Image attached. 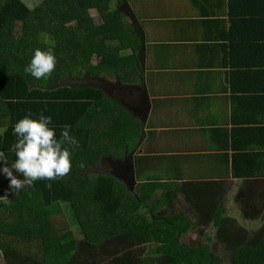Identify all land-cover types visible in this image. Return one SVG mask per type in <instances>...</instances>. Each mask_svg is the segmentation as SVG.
<instances>
[{
    "label": "trees",
    "instance_id": "1",
    "mask_svg": "<svg viewBox=\"0 0 264 264\" xmlns=\"http://www.w3.org/2000/svg\"><path fill=\"white\" fill-rule=\"evenodd\" d=\"M112 1L45 0L28 9L21 0H0V152L5 153L10 167L15 159L11 148L17 140L14 126L29 112L32 119L41 114L51 116L50 126L57 138L63 126L70 125V135L79 144L68 146L72 168L67 176L37 180L18 196L9 188L0 161L1 195L9 201H0V248L5 264H98L92 245L106 242L121 228L147 243L143 257L123 264H220L210 234L196 247L180 241L197 228L190 217L179 213L163 218L157 207L150 206L151 201L159 206L170 199L156 197V183H142L136 194L116 176L94 169L103 155L120 158L130 152L140 134L139 127L123 120V109L100 86L62 83L67 77L83 75L127 83L142 78V45L136 46L141 38L135 30V15L121 9V0L115 8ZM91 10L99 13L101 23L94 22ZM43 34L47 42L41 39ZM37 48L54 52L59 73L53 78L37 80L25 74ZM127 51L132 53L125 55ZM239 162L235 161L233 168L240 176ZM15 175L23 179L21 174ZM188 188L186 200L197 207L202 219L213 221L211 230L217 228L221 233L217 238L229 236L233 225L223 216L224 209L214 195L219 188ZM55 203L68 208L66 221L75 228L60 225L66 224L65 220L49 210ZM7 206L12 211H7ZM234 243L238 264H264V236L247 241L239 236Z\"/></svg>",
    "mask_w": 264,
    "mask_h": 264
},
{
    "label": "crops",
    "instance_id": "2",
    "mask_svg": "<svg viewBox=\"0 0 264 264\" xmlns=\"http://www.w3.org/2000/svg\"><path fill=\"white\" fill-rule=\"evenodd\" d=\"M120 3L137 21L143 76L112 79L104 92L139 121L140 134L122 157H103L131 159L118 179L132 193L150 182L157 198L170 197L150 202L163 218L214 224L184 193L216 186L210 197L230 224H264V0Z\"/></svg>",
    "mask_w": 264,
    "mask_h": 264
},
{
    "label": "rangeland",
    "instance_id": "3",
    "mask_svg": "<svg viewBox=\"0 0 264 264\" xmlns=\"http://www.w3.org/2000/svg\"><path fill=\"white\" fill-rule=\"evenodd\" d=\"M28 9H34L35 7L41 5L45 0H21ZM112 7L115 8V0L111 2ZM90 14L94 19L96 24L102 22L101 16L96 10H91ZM128 21H131L128 17H126ZM70 27V26H69ZM41 39L45 42L48 41V37L46 35H42ZM31 37H29V41ZM96 63L99 62V59L95 60ZM59 73V68L56 65L55 70L48 76V78H53L54 75ZM80 78L77 79L75 77H67L63 79L64 85L70 86H101L104 90L107 86V90L114 86V82L110 78H104V76H97L95 78L90 77L89 75L79 76ZM108 79L110 82H108ZM109 83V84H108ZM123 113V117L131 123L139 125V121H136L128 110H121ZM137 126V125H136ZM139 127V126H138ZM131 161V159L127 158L126 160H114L110 157H103L99 163L94 166V169L97 171H101L107 174H114L117 178L121 179L123 177L122 174V167L127 165V162ZM14 175L16 172L14 171ZM136 191L138 188H134ZM2 187L0 186V197H2ZM3 203H9L8 200L2 201ZM7 211H12L10 206H7ZM0 210H2L0 208ZM49 210L55 214V216L62 220L64 219L66 224L60 225H68L70 228H75L76 225H72L66 221L69 220L67 215H70L68 208L64 209L63 205L60 203L52 204L49 207ZM170 213V212H169ZM167 214V213H165ZM197 228L191 230V232H187L183 237L179 238L182 243H186L189 246H197L200 242L206 240L208 238V234L212 237L213 243V253L220 259V264H238L235 259V250L232 248V244H235V240L238 237H243L245 240H250L252 238H258V236H264V231L262 230V224H229L231 226L233 232L228 234L229 236H223V239L219 240L217 235L221 233L217 228L211 230L213 224H196ZM228 225V226H229ZM63 229L61 231H65ZM217 234V235H216ZM233 234V235H232ZM235 234V235H234ZM231 238V239H230ZM138 240V241H135ZM94 248L95 256L98 260V264H123L124 262H130V260L143 257L146 250H147V243L139 238H134L130 235L128 231L120 229L118 233H115L112 236H108L106 242L97 243L92 245ZM32 254H35V250L31 251ZM0 264H5L4 257L2 255V250L0 248Z\"/></svg>",
    "mask_w": 264,
    "mask_h": 264
},
{
    "label": "clouds",
    "instance_id": "4",
    "mask_svg": "<svg viewBox=\"0 0 264 264\" xmlns=\"http://www.w3.org/2000/svg\"><path fill=\"white\" fill-rule=\"evenodd\" d=\"M55 68L54 52L37 48L24 72L40 80L49 76ZM31 117L32 113L29 112L14 126L17 140L11 148L15 159L10 167L7 156L0 152V161L5 165L2 172L10 181L9 188L17 196L25 188L32 187L37 180L55 181L67 176L72 168V153L68 146H79L78 141L70 135V125L63 126L57 138L55 128L50 126L51 116L41 114L38 119ZM14 171L21 174L23 179L17 178ZM47 187L50 189L51 183ZM7 199V196L0 197V201Z\"/></svg>",
    "mask_w": 264,
    "mask_h": 264
},
{
    "label": "flooded vegetation",
    "instance_id": "5",
    "mask_svg": "<svg viewBox=\"0 0 264 264\" xmlns=\"http://www.w3.org/2000/svg\"><path fill=\"white\" fill-rule=\"evenodd\" d=\"M247 240H248V239H247ZM247 240H246V241H247Z\"/></svg>",
    "mask_w": 264,
    "mask_h": 264
}]
</instances>
